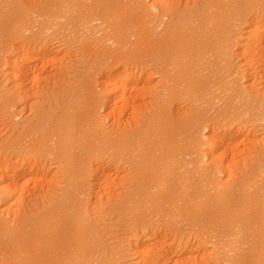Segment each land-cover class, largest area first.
I'll return each instance as SVG.
<instances>
[{"label": "bare ground", "instance_id": "1", "mask_svg": "<svg viewBox=\"0 0 264 264\" xmlns=\"http://www.w3.org/2000/svg\"><path fill=\"white\" fill-rule=\"evenodd\" d=\"M6 1L7 0H5V2ZM158 1L161 3L164 0ZM176 1L178 2V0ZM8 2L7 6L9 8V13L0 17V37L2 35L7 36L8 34L10 38L9 41H6V38L2 39H5L4 41L7 42H4L5 50L7 53L9 52V54L5 52V57L11 66L12 88L21 91V89L23 90V87H25L23 90L24 96H22L26 101L32 93L28 94V92L31 91L30 88H28V86H30L28 82L31 81L30 78L32 79L29 75L33 74L32 70L36 64H39L35 63V61L38 62L40 59L44 61L49 54V50H51L50 48L52 45L49 46L51 42L48 45L47 41H45L48 38L49 32H52L55 36L65 35L66 37V35H68V37H70L69 35L72 34L71 32L78 28L81 29L78 30L80 32L82 31L81 33H91V35L99 33L98 31L102 30L100 33H103L101 36L103 39L107 38V36L110 37L112 35L108 31L111 30V22H113L114 19L112 18L113 21L111 20L110 24L108 18L111 15L113 16V13L116 14L118 12V9L115 10L117 7L116 4L120 3L121 0H34L33 2H30V0H8ZM138 2L141 10L138 8L137 13H139V10L141 11L140 13H143L142 17L146 23L149 22L151 16V19L155 20L160 15L154 16V14H152L153 11L149 9L150 7L146 6L144 0H138ZM164 2L162 3L163 5L160 4V6H162L160 9L162 13H164V17L169 14L170 21L165 17L167 19L165 20L169 23H165L166 26L159 31L157 27H152V20H150L151 23L149 24L152 25L144 29L145 32H143L144 34L142 35L143 39H141L145 45L148 46L150 51L152 50L150 49L151 47L157 49L158 53L154 54V52H157L156 50L154 51V49L152 50L153 54L151 53L152 51L148 52L158 61L154 63L156 64L163 60L167 64L166 67H169L168 70L166 69L168 80L166 79V71L161 70V68L160 70L165 73L164 76L166 77L162 79V81L160 79L161 83L159 82L155 87L151 85L153 87L152 89L146 88L145 93L149 94V99H144V97H147L144 96V93L143 96L138 94L140 91L139 89H141L139 88L140 83H142L141 81L144 80L147 84L152 83V76L155 74L151 71L152 69L149 68V66L147 68L142 66V69L140 68L141 70H138L136 66V68H133L134 70L131 69L130 67L132 65L130 64L129 68L131 70L122 67V64L120 65L122 68H108L106 69L107 72L105 71L104 73L105 79L102 81L104 83V87H101L102 89L99 83L102 77L96 79L97 76L95 78L93 75L96 71L90 73L88 72L90 68H86L88 69L86 70L88 74L84 75V73H82V75H84L83 81L81 82L83 90H79V92L76 91L77 93L73 92L70 95L74 99L70 107H72L76 113L78 111L75 118H71L72 122L75 121L73 118L76 119L77 117L78 119L79 131L76 135L78 138L76 137V139H73V137H71L73 133L71 132V124L68 123L70 122L68 118L63 125V134H61V136L59 132L57 133V129L55 130L51 126L52 124L47 126V122L46 124L41 123L43 122L42 119H45V113L43 115L44 117L39 118V120L35 122H31L33 119L31 120L30 117L28 119L31 121L24 118L27 121L25 120L19 123V125L17 121H15L17 123H13L11 120V125L17 127L16 129L18 130L15 131L19 132H16V135L18 134L19 136H15L16 139H13V135L12 138L7 137L8 140L11 139L9 141L7 139V141L5 139L2 141L3 138L6 137H1L2 140L0 138V150L3 149V155L0 153V162L3 161L5 163V167L3 168L5 175L1 176L4 174L1 173L0 179H4V181L6 180L8 182L5 183L4 181H0V184L2 183L1 185L5 184L0 186V205L9 204V208L13 209V211L15 210L14 207L11 208L13 202L14 204L15 202L17 204L19 203L22 206L17 208V210H19L18 212L17 210L15 211L16 217L13 218V223L8 222L5 218L6 221L0 219V264H122L124 263V259L127 260V262L131 261L132 263L129 262L130 264H195L196 262H193L192 257H189V255H187L188 257L186 256L190 247L185 241V238L181 239L180 234L174 233L179 231L180 226H183V228L180 227V229H183L185 232L186 230L184 229L188 227H198L199 229L197 230L203 233L211 230H213L212 232L215 231V233L217 231L219 235L217 233L216 236H220L221 239L223 238L226 244L225 246L227 247L222 246L225 249L230 246L229 252L228 250H223L224 248L221 247L223 248V252L225 251V255L230 253V251L234 254L230 258L231 260L228 261L230 262L229 264H264V143L261 144L262 141H250L251 144H249L251 146L249 145L241 150L239 146L243 143V140L248 139V136L255 130L252 126L256 121L264 122V97H262L260 101L248 100L250 93L246 89L249 83L247 87L244 88L240 85L237 89L236 87L232 89V85H229L230 87L232 86V88L229 86H222L225 77H227L224 73H221L224 74V76L219 74L221 77H224L221 78L216 75L217 70L214 72V66L212 67L213 69L211 66L210 68L199 67L200 61L209 53L215 57L218 55L219 60L221 55L225 52L223 51L224 47H222V45L225 46L226 44L224 45V43H230L227 35L229 36V34L232 33V26H235L232 21H240V33L236 34L240 35L239 43L242 47V51L238 53L243 60L241 69L245 70V78L247 75V79L251 82L250 92L253 91L252 89L257 88L256 82L260 79H257V69L255 70L256 67L254 65L256 64L257 66L258 62H261V60L264 65V0H211L206 4L205 9H203L206 14L201 15L204 11L200 13V10L198 11L197 7H194L197 13L195 12L193 14V12H190L187 16V13L185 14L184 12V16L182 14L180 15V8L178 10V7H176V5H179L180 1L178 4L177 2L175 4V0H165ZM194 4L196 3L194 2ZM199 4L201 5V2ZM87 5L92 6L90 7V11H92L91 14L86 11L87 8H89ZM156 6H154L155 9L158 7ZM5 8L7 7H4V9ZM123 9L122 7V10ZM5 10L4 12H6ZM161 10L159 12H161ZM189 10L193 11V9ZM94 15L100 16V18L96 17V19L102 18L101 20L104 21L105 26L95 25L94 23L96 21H94ZM122 18L121 16V19ZM160 20L163 21L162 19ZM120 22H118V25ZM121 23L123 24V22ZM115 25L117 26L116 30L112 31H116V42H120L121 38L119 35L121 33L117 30L119 27L121 28V25ZM115 25L113 24L114 27ZM227 32L229 34H227ZM74 33L76 32H73V34ZM91 35H88V40L86 41L89 42L90 39L93 41L95 36L92 38ZM113 35L115 36V33ZM233 36H230V40H232ZM96 38L97 40L99 39V37ZM80 40L79 42H81ZM238 40H235V44ZM93 42L97 41L94 40ZM85 44L87 45L86 42ZM85 44L83 43V45ZM98 44L101 46L102 43ZM134 44L136 43L134 42ZM90 46L88 45V47ZM94 47L96 48V45ZM84 48L83 46L82 50ZM86 48L84 50H86ZM104 48H107L105 44L103 48L100 47L101 52H98L101 54L102 58H104V55H102V49ZM228 49L230 48L228 47ZM225 50L227 49L225 48ZM14 51L17 52V54L12 55ZM229 51L237 54L233 49ZM110 52V50H106L104 54L107 55L110 54ZM87 53L90 52L88 51ZM99 56L96 55V60ZM0 58H2V56ZM26 59L34 61H32V63L30 62V64L29 60L26 61ZM24 60L29 64L24 63ZM149 60L148 62H150ZM208 60L210 62V59ZM142 62L143 64L145 63L144 61H141V63ZM261 63H259L260 66H262ZM117 64L118 63H116V65ZM148 64L149 63H145V65ZM159 65H163V63ZM159 65L157 64L158 68L161 67H159ZM259 65L258 67L261 69ZM124 66H127V64ZM153 66L156 67L154 64ZM197 67L203 70V72ZM155 71H157L156 73L161 72L157 69ZM221 71L217 72V74ZM152 73L154 75H152ZM260 73L264 75L262 71H260ZM260 73L259 75L261 76ZM59 77L61 76L59 75ZM76 78L77 77L74 79ZM262 78L264 77L262 76ZM262 78L260 81H264ZM18 80H20V82ZM64 80L65 79H63V81ZM261 83L260 89H263L264 83ZM219 84H221V87L219 86L220 88H218ZM47 86H42V88L46 89ZM158 86H161V88H158ZM216 86L218 90L215 91L214 88ZM254 86L255 88H253ZM32 87V90L33 88H37V86ZM47 90L49 91V89ZM219 90L220 92L218 93ZM43 91L44 90L40 92L43 93ZM231 91L233 92L231 93ZM44 92H46V90ZM139 93L141 94L142 92L140 91ZM220 93L222 94L219 96L218 94ZM13 94L15 96V93ZM19 94L22 98L21 92H19ZM26 94L29 95V97ZM219 97H221V101H223L222 104L216 102ZM181 98L189 101L190 108L187 106V108H185V106L178 107L176 105L181 101L184 103ZM18 99L19 96L15 101L17 100L16 102H18ZM179 99L181 100L178 101ZM21 100L22 99H20V101ZM47 100L48 98L45 101ZM30 101L31 99L29 102ZM60 101L61 100H59V102ZM239 101L243 103H239ZM197 102L198 104L202 102V104L194 107V103ZM28 104L26 103L29 111L33 109V106H36L34 104L33 106L31 105V109V106ZM51 104L52 103H50L49 106H51ZM58 106L59 104L57 107ZM22 108L24 109L25 107L23 106ZM39 108L41 109L42 107ZM101 108H107V113H105L104 116L100 115ZM6 109H8V107ZM23 109L17 110H20V113L21 111H28H23ZM51 109H53V107H51ZM17 110L16 112H18ZM66 110L68 111V109ZM128 110H130L129 112L131 114ZM70 111H72V109ZM117 111L119 116L116 117ZM45 112L48 113V111ZM1 113L4 115L3 110ZM64 113L66 114L67 112ZM19 114H15L14 116H18ZM36 115L39 117L37 109L35 116ZM50 115L51 114H49V117ZM123 115L125 117L128 116V118L122 117ZM7 116L6 114L4 115V117ZM46 116L48 119V115ZM64 116L66 117V115ZM246 116H249L247 120L244 119ZM121 117L125 119V121L121 120ZM111 118L116 119L112 121ZM109 119L112 122L111 124L109 121L111 126H108L109 123H107ZM11 125H9V127ZM258 125L259 124H257V126ZM14 126H12V128ZM75 130L77 129L75 128ZM12 132H14V130ZM8 135L11 134L8 133ZM55 137H59L57 141L59 147L57 146L56 149L52 150L50 148ZM75 145L76 147H74ZM73 147H78L77 149H79L77 157H74L75 152H73ZM236 150L241 152V154L236 152ZM49 151H54L56 157L58 155L59 160L57 163L59 161L62 163L64 162V170L60 162L56 165H59L60 168L62 167L61 169L65 172L63 178L61 176L59 177L64 179L66 184L65 187H63L64 190L62 193L57 190L58 193H60L59 195L53 194L54 192L51 193L56 184L50 187L52 191L47 194L44 192L50 190V188L47 189L45 187L47 190L43 189L44 186H41V189L37 188L39 190H45L44 192H40L46 195L51 194L54 198H50L51 200H49L48 197L50 196H44L46 197L44 198L46 201L49 200V204L47 202L45 205L46 202H44V205H41L43 200L39 197V201L41 200V207L33 211V208H35L33 207L34 203H39L33 201L32 197L34 195L32 194L39 192V190L37 191L35 188L39 184H37L36 180L38 179L39 181L37 175H40V173H34L37 179H35V177L33 178V174L29 176H26V174L32 172V167L37 163V157H42L37 155L45 154L46 152L50 153ZM253 152L255 153V156L252 155L253 160L243 156L245 155L244 153H247L246 155H251L250 153ZM34 158L35 160L32 162ZM47 159L44 161L50 159L49 161L51 163V158ZM209 159H211L214 165L206 166V164H204V161ZM39 161V163L42 162L41 158ZM54 162H56V160ZM110 163L115 168V171L119 169L125 170L127 167L125 169L123 167L120 168L122 164L124 166V163L125 166L130 165L129 167L132 165L133 173L129 174V172L132 171L128 169V167L127 169L129 172L126 171L128 173L124 172L122 174L124 177L119 175L123 178L122 180V178L116 177L119 173L117 174V172H113L111 169L110 171L115 173L114 176L116 175L115 177L117 178H114L116 179V181H114V176L107 170L108 167L111 166L109 165ZM192 163L195 164V167L189 169L188 165L190 164L191 167ZM42 164L43 162L41 165ZM45 164H43V167L39 165V170L44 168ZM53 165L55 164L50 166L52 167ZM37 166L38 165H36V168H38ZM0 167H2V165ZM49 168L45 170L50 171ZM184 168H186V170H183ZM35 170L37 171V169ZM41 170L40 172H42ZM198 170H200L198 175H191L192 172ZM1 171L2 170H0V172ZM63 171H61V174ZM106 171H109V173ZM43 175L41 174L40 176L43 177ZM24 176H26V178L21 182L25 179L28 181V177L30 178V176L33 180L31 181L30 178L31 182H28L32 183L36 181L33 183L35 188L31 186L33 190H36L34 192L31 189L32 191H30L32 194L28 192L30 186L25 189L18 185L20 179ZM47 176L48 175H46V177ZM105 176L106 179L103 180ZM224 176L227 178L223 181ZM56 178L57 177L54 179ZM54 182L57 183L55 180L49 183ZM25 183L27 182L24 181L22 184ZM42 183H46V181L40 182L38 187H40V185H45ZM48 184L47 187H49ZM61 185H63V183ZM55 187H57V189L60 188V184ZM24 189L25 191L27 190L28 194H31L32 201L29 200L30 196H27L26 193L25 197L27 196L26 198L28 199L24 198ZM43 194L40 193V196ZM35 198L37 200L38 196H34V200ZM12 199L15 201L11 202ZM27 200L31 203L33 202V208L30 206L32 209L25 203ZM29 201H27L28 204L30 203ZM19 204L17 206H19ZM37 207L38 206H36V208ZM8 209L7 212H11V210ZM102 209H104L105 212H103ZM100 211L105 213V216L111 214V211L117 212L116 214L119 215L117 217H120V222L124 220V222L122 221V223H124L123 225L131 227L134 237H132L129 242H127L128 240L124 241L128 244V246L126 245V250L122 249L121 243V248H113L114 244L110 245L107 240H105L104 236L107 235L106 233L105 235L103 234L106 231H102V223L104 222V225L107 222L106 225L110 223L109 221L106 222L103 220L106 217L97 219L99 216L95 214ZM91 212H94L93 215L96 216V219L95 216L94 219L90 217ZM10 214H12V212ZM101 216L102 214L100 217ZM117 217L115 219H117ZM139 224L141 227H139ZM162 224H167L166 228H169L168 233H166L167 229H165V227H161ZM109 226H106V228H109ZM189 230L187 231L189 232ZM139 231L142 232V237L139 235L140 233H138L140 237L138 235L136 236ZM194 231L196 232V229ZM172 232L175 235H173ZM203 233L201 234L205 235V233ZM207 234H209V232ZM171 235L172 237L170 238ZM131 236L132 235H130V238ZM193 236L196 237L197 235ZM199 237L198 235V239ZM202 241H200L201 244ZM116 247H119V245ZM198 248L200 250L201 247L198 246L196 249L198 250ZM195 256L194 259L196 260L197 257L195 258ZM227 257L229 260V254L224 259L227 260ZM212 261H214V259L210 262ZM217 261L218 262L212 263L222 264L219 263V259Z\"/></svg>", "mask_w": 264, "mask_h": 264}, {"label": "rangeland", "instance_id": "2", "mask_svg": "<svg viewBox=\"0 0 264 264\" xmlns=\"http://www.w3.org/2000/svg\"><path fill=\"white\" fill-rule=\"evenodd\" d=\"M27 1V0H26ZM29 1V0H28ZM34 1V0H33ZM33 1H31L30 0V2H33ZM40 1H43V0H40ZM44 1H46V0H44ZM162 1V0H161ZM165 1V0H164ZM164 1H162L161 3H159L160 1H158V0H156V1H154V0H144V3L146 4V6L147 7H150L149 9H151V11H153L152 12V14H154V16L155 15H159L158 17H157V19H155V20H153V19H151L152 18V16H151V18H149L150 20H152V27H157V29L160 31L161 29H163L165 26H166V24L165 23H169V22H167L166 20L168 19L169 21H170V16H169V14H167V15H165V17L167 18H165L164 16H163V14L164 13H162V10L160 9V7H162V6H160V4H162ZM180 1V3H179V5L177 6L176 5V7H178V10H179V8H180V15L182 14H186V16L191 12H193V14L197 11L196 10V8H194V7H197V9H198V11L200 10V13L201 12H203V14L201 13V15H204V14H206V12H205V10H203V9H205V7H206V4L207 3H209L211 0H178V2ZM199 1V2H198ZM204 1V2H203ZM155 2V3H154ZM157 2V3H156ZM176 0H175V4H176ZM178 2H177V4H178ZM183 2V3H182ZM194 2L196 3V4H194ZM201 2V5L199 4ZM5 3H6V5H5ZM9 2H8V0L5 2V0H0V17H3V16H5V15H7L8 13H9V8H8V6H7V4H8ZM120 3H121V5H120ZM120 3H118V4H116V9L115 10H117L118 9V14L116 13H113V16L111 15L109 18H108V21H109V23L111 22V20H112V18L114 19V21L113 22H111L110 24H111V26L113 27V29H112V27L110 26V29L111 30H109V28H108V32H110V34L112 35V36H110V37H108L107 36V38H105V39H103L101 36H102V34L103 33H100V32H102V30H99L98 31V29H97V31L99 32V33H96V34H94V35H91V33H88V34H85L84 32L83 33H81L80 31H78V30H81V29H78L77 28V30L75 31V30H73L72 32L71 31H69V32H71L72 34L71 35H69L70 37H68V35H66V37H65V35H53L52 34V32H49V34H48V38L45 40V41H47V43H48V45H49V43H50V45L49 46H51V50H49V54H48V56H46V59H44V61L43 60H41L40 59V61H41V64H40V61H38V62H36L35 61V63H39V64H36V66L34 67V69L32 70L33 71V74L32 75H34V76H32V75H29V77H32V79H33V81H32V79L30 78V82H28V85H30L31 87L33 86V87H35V86H37V88H33V90L31 89V87L30 86H28V88H30V92H28V94L29 93H31L30 94V97H32V98H30L29 97V95H27L30 99H31V101L29 102V98L25 101L24 99H23V96H24V93H23V90L25 89V87H23V90L21 89V88H19V89H21V91L20 90H18V89H16L15 88V90H14V88H12L13 87V85H12V77H11V66H10V64H9V62H8V60L6 59V57H5V52H6V50H5V43L4 42H6V41H9V37H8V34H7V36L5 35H2L0 38V57L2 56V58H0V111L2 112V110H3V112H4V115L6 114V116L7 117H4V115L0 112V138L2 137H6V138H3V140H2V138H1V140L2 141H4V139L6 140H8V138L7 137H9V138H12L13 136L15 137H17V135H16V132L17 131H15V130H18V129H16L17 127H15L14 125H11L12 124V121H13V123H17L18 125H19V123H22V122H24L26 119H28L29 117L31 118V120L30 119H28V121H31V122H35V121H37V120H39V118H41V117H44L43 115H44V113H45V119L43 120L42 119V121L43 122H41V123H44V124H46V122H47V126L49 125L50 126V124H52L51 126L56 130L57 129V133L59 132L60 133V136H61V134H63V125H64V123L66 122V119L68 118L69 120H70V122H68L69 124H71L70 125V128H71V132L73 133V136H71V137H73V139L75 138L76 139V135L78 134V131H79V128H78V119H77V117H76V119H74L75 118V115L78 113V111H77V113L74 111V109L72 108V107H70V104H71V102H73L74 101V99L72 98V96H70L73 92H76V91H78L79 92V90L81 91V90H83V87H82V85H81V82L83 81V76L85 75V74H88L87 72H86V70H88V69H86V68H90L89 69V71L88 72H90V73H94L95 71V73L93 74L94 76H95V78H96V76H97V78L96 79H100L101 77V79H103V80H99V83L101 84L100 85V88L102 87H104V83L102 82V81H104V73H105V71L107 72V70L106 69H108V68H122V67H126V68H128V69H133V68H138V70H141L142 69V66L144 67V68H147L148 66H149V68H151V69H149V70H151L152 72H154V74L152 73V75H154V76H152L153 78V80H152V83H145V81L143 80V81H141L142 83H140V87L139 88H141V89H139L142 93L140 94L139 92H138V94L139 95H142L143 96V93L145 94L144 96H147V97H144V99H149V94L148 93H145V91H146V88L148 89H152L153 87H155V85H157L159 82L161 83V81H162V79H164L166 76H164V72L163 71H166V75H167V77H166V79L168 80V73H167V70H168V68L166 67V62H164L163 60L161 61V62H159V63H154V62H158L157 60H156V58H154L153 57V49L154 48H152L150 45V49H152L151 51L148 49V46H146L145 45V43L143 42V40H141V39H143V32H145V28H147V27H149V26H151L149 23H151L150 22V20H149V22H147L146 23V21H144V18L142 17V15H143V13H140L141 11V9H140V7H139V2H138V0H121V2ZM131 3V4H130ZM165 3V2H164ZM158 6H156V5ZM188 4V5H187ZM124 5H125V7H126V9H125V7H124ZM163 5V4H162ZM195 5V6H194ZM197 5V6H196ZM205 5V6H204ZM7 7V8H5L4 9V7ZM119 6H120V8H119ZM131 6V7H130ZM154 6H156L157 7V9H155L154 8ZM183 6V7H182ZM189 6H191V7H189ZM87 7H89V8H87V12H89V14H91L92 13V11H90L91 10V8L90 7H92V6H88L87 5ZM122 7L124 8L123 10H122ZM188 7V8H187ZM129 8V9H128ZM138 8L140 9L139 10V13H137L138 12ZM183 8V9H182ZM89 9V10H88ZM133 9V10H132ZM137 9V10H136ZM189 9H193V11H191V10H189ZM195 9V10H194ZM4 10L7 12H4ZM122 10V11H121ZM161 10V12H159ZM182 10V11H181ZM185 10V11H184ZM155 11V12H154ZM2 12H4V13H2ZM184 12V13H183ZM157 13V14H156ZM162 13V14H161ZM197 13V12H196ZM135 14V15H134ZM184 14V15H185ZM115 15V16H114ZM133 15V16H132ZM183 15V16H184ZM120 16V17H119ZM121 16L123 17L122 19H121ZM135 16H136V20H135ZM137 16H138V18H137ZM161 16V17H160ZM183 16H180V17H183ZM93 17H95V19H94V21H98L97 23L95 22H93L95 25H102V26H105V23H104V21L103 20H101V19H98V18H100V16H97V15H94ZM96 17H98L97 19H96ZM142 17V18H141ZM160 17V18H159ZM115 18H116V20H115ZM118 18V19H117ZM125 18V19H124ZM110 19V20H109ZM127 19V20H126ZM159 19V20H158ZM160 19H162L163 21H161ZM166 19V20H165ZM120 20H121V22H123V24L120 22ZM125 20V21H124ZM134 20V21H133ZM117 21V22H116ZM130 21V22H129ZM133 21V22H132ZM140 21V22H139ZM102 22V23H101ZM118 22H120L119 23V25H118ZM160 22V23H159ZM233 22V24H235V26H232L233 27V29H232V27H231V29H232V33H228L227 32V34H229V36L227 35V37H228V40L230 41V43H224V45L225 46H223L222 45V47H224V50L223 51H227L226 53L224 52V54H222L221 55V57L219 58V60H218V55L215 57L214 55H212L211 53H209V54H207L206 55V57L203 59V60H201L200 61V68L201 67H203V68H210V66H211V68L213 67L214 68V72L216 71V75L217 76H219V77H221L220 75H223L224 76V74L228 77H225V81L223 82V84H222V86H229V85H232L233 86V88H232V86L230 87V88H232V89H235V87H236V89H237V87L238 86H240L241 85V87H247L248 86V83H249V86L247 87V91L250 93V95H249V99L248 100H257V101H260V99L262 98V97H264V88L263 89H260V84H262L261 82H263L264 83V81L262 80V81H260L261 80V78H262V76L264 77V75H262L261 73H260V71H262V73H264V65H263V61L261 60V62H258V64H257V66H256V64L254 65L256 68H255V70L257 69V73L256 74H258V76H257V79H260V80H258L257 82H256V85H257V88L256 89H252L253 91H251L250 92V90H251V87H250V83L251 82H249V80L247 79V75H246V78H245V70H242L241 69V67H242V62H243V60H242V57L240 56V54H238V53H240L241 51H242V47H241V45H240V43H239V41H240V35H238L239 33H240V31H239V29L241 28V22L240 21H232ZM231 22V23H232ZM158 25H157V24ZM113 24L115 25V24H117L118 26H120L121 25V28L119 27V29L117 30V31H119L121 34L119 35L120 36V38H121V41L119 42H116L117 41V35H116V31H112V30H116V25H115V27L113 26ZM137 24V25H136ZM147 24H149V25H147ZM232 24V25H233ZM109 25V24H108ZM131 25V26H130ZM139 25V26H138ZM141 25V26H140ZM128 26V27H127ZM133 26V27H132ZM136 26V27H135ZM138 26V27H137ZM109 27V26H108ZM125 27V28H124ZM152 27H150V28H152ZM159 27V28H158ZM240 27V28H239ZM115 28V29H114ZM73 32H76V33H74L73 34ZM113 32V33H112ZM234 32V33H233ZM78 33H79V35H78ZM115 33V36L113 35ZM236 33H238V34H236ZM77 34V35H76ZM85 34V35H84ZM99 34V35H98ZM136 34V35H135ZM235 34V35H234ZM83 35V36H82ZM88 35H91V37L93 38V36H95V38H93V41L95 40V41H97V42H93L92 41V39H90V36H89V39L92 41H90L89 40V42L88 41H86V40H88ZM233 36L232 37V40H230L231 39V37L230 36ZM4 36V37H3ZM87 36V37H86ZM131 36V37H130ZM133 36V37H132ZM137 36V37H136ZM77 37H79V38H77ZM96 37H99V39H100V42H99V39L97 40V38ZM102 39H101V38ZM126 37H128V38H126ZM142 37V38H141ZM230 37V38H229ZM2 38H6V41H4L5 39H2ZM7 38H8V40H7ZM75 38V39H74ZM84 38V39H83ZM113 38H114V40H113ZM136 38V39H135ZM51 39V40H50ZM73 39V40H72ZM80 39H82V40H84V41H82V40H80ZM108 39V40H107ZM123 39V40H122ZM127 41H126V40ZM238 40L237 42H236V44H235V40ZM79 40L81 41V42H79ZM102 40H103V42H102ZM106 40V41H105ZM128 40H129V43H128ZM137 40V41H136ZM234 40V41H233ZM112 41H113V43H112ZM124 41H126V42H124ZM231 41H232V43H231ZM13 42V41H12ZM58 42V43H57ZM85 42L87 43V45L85 44ZM115 42V43H114ZM134 42L136 43V44H134ZM142 42V43H141ZM234 42V43H233ZM7 43V42H6ZM16 43V42H15ZM83 43L85 44V45H83ZM90 43V44H89ZM97 43V44H96ZM98 43H102L101 44V46H99L100 44H98ZM107 43H108V45H107ZM119 45H118V44ZM121 43H122V45H121ZM144 43V44H143ZM4 44V45H3ZM79 44V45H78ZM105 44V46H107V48L105 49H102V55H104L103 57L104 58H102L101 57V54H99L100 52H101V50H100V47L101 48H103V45ZM239 46H238V45ZM88 45L90 46V47H88ZM96 45V48L94 47ZM234 45V46H233ZM87 47L86 48V50H82V47ZM111 46V47H110ZM120 46V47H119ZM142 46V47H141ZM145 48H144V47ZM56 47V48H55ZM116 47V48H115ZM127 47V48H126ZM146 47H147V49H146ZM228 47L230 48V49H228ZM232 47V48H231ZM54 48V49H53ZM91 48V49H90ZM118 48V49H117ZM225 48L227 49V50H225ZM238 48V49H237ZM53 49V50H52ZM88 49V50H87ZM125 49V50H124ZM231 49H233L234 51H236L237 52V54L235 53V52H231V51H229V50H231ZM3 50V51H2ZM106 50H110L111 52H110V54H104V52ZM115 50V51H114ZM118 50V51H117ZM144 50V51H143ZM148 50V51H147ZM157 51V49H154V51ZM238 50V51H237ZM240 50V51H239ZM83 51V52H82ZM90 52V53H87V52ZM96 51V52H95ZM113 51H114V54H113ZM147 51V52H146ZM151 52L152 54H150V53H148V52ZM223 51H222V53H223ZM99 52V53H98ZM145 52V53H144ZM52 53V54H51ZM87 53V54H86ZM93 53H95V54H93ZM96 53H98V54H96ZM122 53V54H121ZM146 53H148L147 55H148V57H147V55H145ZM155 53H158V51L157 52H154V54ZM231 53V54H230ZM2 54V55H1ZM6 54H9V52L7 53L6 52ZM15 54H17V52H15L14 51V54H12V55H15ZM122 56H121V55ZM124 54V55H123ZM226 54H229V55H226ZM91 55V56H90ZM94 55V56H93ZM96 55L97 56H99V58L97 57V60H96ZM111 55V56H110ZM145 55V56H144ZM82 56V57H81ZM107 56H109V57H107ZM133 56V57H132ZM137 56V57H136ZM143 56V57H142ZM150 56V57H149ZM153 58H152V57ZM232 56H234V57H232ZM95 57V58H94ZM119 57V58H118ZM149 58V59H146V58ZM112 58V59H111ZM134 58V59H133ZM136 58V59H135ZM224 58V59H223ZM227 58V59H226ZM232 58V59H231ZM95 59V60H94ZM116 59V60H115ZM126 59H127V62H126ZM208 59H210V62H209V60ZM212 59V60H211ZM235 59V60H234ZM29 60V63L31 62L32 63V61H34V60H30V59H28ZM27 59H26V61H28ZM61 60V61H60ZM81 60V61H80ZM107 60H109V61H107ZM148 60L150 61V62H148ZM152 60H154V61H152ZM156 60V61H155ZM208 60V61H207ZM1 61H2V63H1ZM25 61V60H24ZM23 61V62H24ZM24 62V63H26V64H29L28 62ZM85 61V62H84ZM129 61H130V63H129ZM141 61H144L146 64L147 63H149L148 65H145V63L143 64V62L141 63ZM147 61V62H146ZM224 61V62H223ZM124 63V65L125 64H127V66H124L123 65V63ZM133 62V63H132ZM208 62V63H207ZM212 62V63H211ZM234 62V63H233ZM5 63V64H4ZM8 63V64H7ZM30 63V64H31ZM35 63L33 62V64L35 65ZM107 63V64H106ZM116 63H118L117 65H116ZM132 63V64H131ZM163 63V65H159V64H162ZM210 63V64H209ZM259 63H261V65L263 66V69H262V66H260L259 65ZM104 64V65H103ZM122 64V65H121ZM129 64L130 65H132L131 67L129 66ZM153 64L154 65H156V67L155 66H153ZM157 64L159 65V67L160 68H158L157 67ZM165 64V65H164ZM239 64V65H238ZM5 65V66H4ZM122 67H121V66ZM140 65V66H139ZM202 65V66H201ZM218 67H217V66ZM258 65L260 66V68L261 69H259V67H258ZM88 66V67H87ZM108 66V67H107ZM136 66V67H135ZM146 66V67H145ZM163 66V67H162ZM208 66V67H207ZM231 66V67H230ZM238 66V67H237ZM36 67H37V69H36ZM40 67V68H39ZM130 67V68H129ZM199 67H197V68H199ZM215 67H217V68H215ZM240 67V68H239ZM141 68V69H140ZM154 68H156L158 71H161V70H163V71H161V72H158V73H156L157 71H155L156 69H154ZM162 68V69H161ZM199 68V70L201 71V72H203V70H201ZM212 68V69H213ZM222 70H220V69ZM223 68V69H222ZM83 69H84V71H83ZM101 69V70H100ZM130 69V70H131ZM154 69V70H153ZM161 69V70H160ZM167 69V70H166ZM225 69V70H224ZM236 69V70H235ZM241 69V70H240ZM74 72H73V71ZM83 72H82V71ZM134 70V69H133ZM137 70V71H138ZM227 70V71H226ZM36 73H35V72ZM54 71V72H53ZM76 71V72H75ZM78 71V72H77ZM80 71V72H79ZM219 71H221L220 73H218L217 74V72H219ZM241 71H243V72H241ZM8 72V73H7ZM40 72V73H39ZM163 72V73H162ZM229 72V73H228ZM32 73V72H31ZM30 73V74H31ZM75 73H77V74H75ZM79 73V74H78ZM82 73H84V75H82ZM141 73V72H140ZM149 73H150V71H149ZM170 73V72H169ZM221 73H224V74H221ZM231 73V74H230ZM259 73L261 74V76L259 75ZM54 74V75H53ZM138 74H139V72H138ZM171 74V73H170ZM220 74V75H219ZM9 75H10V77H9ZM35 75H36V77H35ZM59 75L62 77V76H64V77H62V79H61V77H59ZM74 75V76H73ZM56 78H55V77ZM161 76H163V77H161ZM222 76V77H223ZM52 77V78H51ZM73 77V78H72ZM75 77H77L76 79H74ZM80 77V78H79ZM82 77V78H81ZM218 77V78H219ZM221 77V78H222ZM244 77V78H243ZM261 77V78H260ZM11 80H10V79ZM36 78V79H35ZM37 78H40V79H37ZM48 80H47V79ZM60 78V79H59ZM224 78V77H223ZM231 78H232V80H231ZM63 79H65L64 81H63ZM160 79H161V81H160ZM166 79H165V81H166ZM262 79H264V78H262ZM9 80V81H8ZM23 80V79H22ZM21 80V81H22ZM67 80V81H66ZM74 80V81H73ZM240 80V81H239ZM19 82H20V80H18ZM239 81V82H238ZM11 82V83H10ZM31 82H32V85H31ZM57 82V83H56ZM79 82V83H78ZM103 84H102V83ZM154 82V83H153ZM227 82H228V84H227ZM230 82V83H229ZM36 83H38V84H35ZM45 83V84H44ZM49 83V84H48ZM10 84V85H9ZM75 84V85H74ZM144 84V85H143ZM42 85L43 87H45V86H47V88L45 89V88H42V86H41V88H40V86ZM151 85H153V87L151 86ZM68 86H70V87H68ZM74 88H73V87ZM80 86V87H79ZM221 87V84H219L218 85V88H220ZM39 87V88H38ZM67 87V88H66ZM81 87H82V89H81ZM144 87H145V89H144ZM250 87V88H249ZM70 88V89H69ZM101 88V89H102ZM142 88H143V91H142ZM158 88H161V86H158ZM217 88V86L214 88L215 89V91L216 90H218V89H216ZM253 88H255V86L253 87ZM258 88H259V90H258ZM47 89H49V91L47 90ZM52 89H53V91H52ZM58 91H57V90ZM59 89H61V90H59ZM66 89V90H65ZM68 89V90H67ZM76 89V90H75ZM17 90V91H16ZM42 91V90H46V92H44L43 91V93H41L40 91ZM56 90V91H55ZM63 90H64V92H63ZM21 92V96H22V98L20 97V94H19V92ZM69 91V92H68ZM16 92H18V93H16ZM36 92V93H35ZM38 92H40V93H38ZM58 92H59V95H58ZM68 92V93H67ZM220 92V90L218 91V93ZM233 91H231V93H232ZM254 92V93H253ZM259 92V93H258ZM13 93H15V96H14V94ZM62 93H64V94H62ZM77 93V92H76ZM136 93V92H135ZM263 93V94H262ZM17 94H18V96H19V99H18V102L20 101V99H22V100H24L27 104L28 103H30V104H28V105H32L33 106V104L34 105H36V106H33V109H32V106H31V109L32 110H30L29 111V109H27V105H26V103L24 102V101H20L19 102V104H18V102H16L15 101V99L16 98H18V96H17ZM33 94V95H32ZM57 94V95H56ZM222 93H220V94H218L219 96L221 95ZM230 94V93H229ZM257 94V95H256ZM25 95V96H26ZM32 95V96H31ZM60 95H61V97H60ZM49 96V97H48ZM53 96H54V98H53ZM59 96V97H58ZM12 97H15V98H12ZM50 97H52V98H50ZM56 97V98H55ZM64 97V98H63ZM68 97V98H67ZM10 98V99H9ZM48 98V100L47 101H45L46 99ZM60 98V99H59ZM67 98V99H66ZM251 98V99H250ZM254 98V99H253ZM258 98V99H257ZM45 99V100H44ZM69 99V100H68ZM182 99V98H181ZM181 99H179L178 101H180ZM59 100H61L60 102H59ZM141 100V99H140ZM183 100V102L184 103H182V101L180 102V103H178V104H176L178 107L179 106H182V107H184L185 106V108H187V107H189L190 108V105H189V101H187L186 99H182ZM220 100V101H219ZM65 101V102H64ZM177 101V102H178ZM185 101H187V102H185ZM13 102H15V103H13ZM48 102H50V103H52L51 104V106H49L50 105V103H48ZM63 102V103H62ZM176 102V103H177ZM216 102H220V104H222V102L223 101H221V97H219V98H217V101ZM242 102V101H241ZM240 101H239V103H241ZM15 104V105H13V104ZM54 103V104H53ZM199 103H201L202 104V102H199ZM243 103V102H242ZM10 104H11V106H10ZM21 104V105H20ZM59 104V106L57 107V105ZM62 104V105H61ZM201 104H198V102L197 103H194V107H197V106H199V105H201ZM55 105H56V107H55ZM16 106V107H15ZM25 107L24 109L22 108V107ZM29 106V107H30ZM63 106V107H62ZM187 106V107H186ZM8 107V109H6ZM15 107V108H14ZM39 107H42V108H44V109H40ZM49 107H50V109H49ZM51 107H53V109H51ZM56 109H55V108ZM70 107V108H69ZM2 108V109H1ZM5 108V109H4ZM23 109V111L24 110H28V111H24V112H22L21 111V113H20V110H17V109ZM63 108H64V110H63ZM36 109H37V114L39 115V117L37 116H35V113H36ZM66 109H68V111L66 110ZM72 109V111H70ZM192 109V108H191ZM13 110V111H12ZM15 110V111H14ZM16 110L21 114H19L18 112H16ZM59 110V111H58ZM40 111H42V112H40ZM45 111H48V113L47 112H45ZM67 112L66 114L64 113V112ZM130 110H128V112H129ZM15 112V113H14ZM29 112V113H28ZM100 112H101V116H104V114L105 113H107V108H101L100 109ZM13 113V114H12ZM53 113H54V115H53ZM71 113H72V115H71ZM130 113V112H129ZM15 114H19L18 116H14ZM24 114V115H23ZM41 114V115H40ZM49 114H51L50 115V117H49ZM71 116H70V115ZM118 114V115H117ZM131 114V113H130ZM2 115V116H1ZM13 115V116H12ZM46 115H48V119H47V116ZM64 115H66V117L64 116ZM68 115V116H67ZM74 115V116H73ZM125 115V114H124ZM122 116V117H124V118H128V116ZM127 115H129V114H127ZM28 116V117H27ZM35 116V117H34ZM117 116H119V113H118V111H117V113H116V117ZM131 116V115H130ZM10 119H9V118ZM13 117V118H12ZM33 117V118H32ZM56 117V118H55ZM72 117H74L73 118V120H75V121H71V118ZM121 117V118H122ZM247 117V118H246ZM244 119L245 120H247L248 118H249V116H246ZM4 118H5V120H4ZM24 118H26V119H24ZM51 118V119H50ZM59 118V119H58ZM6 119H8V120H6ZM15 119V120H14ZM36 119V120H35ZM54 119V120H53ZM113 119H116V118H111V120L113 121ZM4 120V121H3ZM12 120V121H11ZM47 120V121H46ZM121 120H123V121H125V119H121ZM8 123H7V122ZM15 121H17V122H15ZM27 121V120H26ZM77 121V122H76ZM109 121H110V119L109 120H107V123H109ZM52 122V123H51ZM114 122H115V120H114ZM61 123H62V125H61ZM76 123H77V125H76ZM110 123L112 124V122L110 121ZM108 124V126H111V124ZM252 123H254V122H252ZM251 123V124H252ZM260 123H262V124H260ZM6 124V125H5ZM257 124H259L258 126H257ZM2 125V126H1ZM9 125H11L10 127H9ZM18 125H16V126H18ZM253 125V124H252ZM12 126H14L13 128H12ZM19 127V126H18ZM255 127V128H254ZM257 127V128H256ZM9 128V129H8ZM75 128L77 129V130H75ZM110 128V127H109ZM252 128L253 129H255V130H253L252 131V133L250 134V136H248V139H244L243 140V143H241L239 146H240V150L241 149H243L244 147L246 148V147H248L250 144H251V142H261V144L262 143H264V122H262V121H256L255 122V124L252 126ZM8 129V130H7ZM14 130V132H12V131ZM6 131V132H5ZM11 133H10V132ZM206 131V130H205ZM77 132V133H76ZM2 133V134H1ZM4 133V134H3ZM8 133L9 134H11V135H8ZM13 133V134H12ZM17 133H19V132H17ZM254 133V134H253ZM75 134V135H74ZM6 135V136H5ZM13 135V136H12ZM11 136V137H10ZM19 136V135H18ZM13 137V139H16V137L14 138ZM258 137V138H257ZM78 138V137H77ZM246 138V137H245ZM256 138V139H255ZM58 139H59V137H55V140L52 142V146H51V148L50 149H52V150H54V149H56V147L58 146L57 144H58ZM251 139V140H250ZM253 139H254V141H253ZM6 140V141H7ZM9 140H11V139H9ZM8 140V141H9ZM242 140V139H241ZM260 140V141H259ZM251 141V142H250ZM245 142V143H244ZM56 143V144H55ZM250 143V144H249ZM1 144V143H0ZM2 144H3V142H2ZM243 144V145H242ZM247 145V146H246ZM251 146V145H250ZM1 147V146H0ZM59 147V146H58ZM74 147H76V145L74 146ZM73 147V152H75L74 154V157H77V154H78V152H79V149H77V148H74ZM76 149V150H75ZM3 150V149H2ZM2 150H0V153L2 154ZM50 152V151H49ZM77 152V153H76ZM236 152H239L238 150H236ZM50 154H51V156H50ZM239 154H241V152H239ZM245 155H243V156H246V158L248 157L249 159H252L253 158V156L252 155H254L255 153L253 152V153H250L251 155H246L247 153H244ZM3 155V154H2ZM37 156H44L43 157V159H42V157H40L41 158V161L43 162V164H45V162H46V164H45V167L44 168H41L40 170L42 171V172H40V170H39V165H40V167H43L44 165L42 164L41 165V163H39L40 161V158H38ZM37 156H35V157H37V163H39V164H37V163H35L36 165H38L37 167L38 168H36V165H34L32 168V172H30V173H28V174H26V176H29L30 174L32 175L33 174V178L35 177V179H37L36 177L38 176V178H39V181L40 182H42V181H46V183H42V184H45V185H40V187H38L39 186V184H40V182L38 181V179L36 180L37 181V184H38V186H36V188L33 186V183H35L36 181H33L32 183H30L33 179H32V177L30 176V178H31V181H30V178L28 177V181H30V182H28V181H26L27 179H25L24 181L25 182H27V183H25V184H22L23 182H21L24 178H26V176H24L23 178H21L20 179V182L18 183V185H19V187H22V188H25V189H27V187H29L30 186V189L28 188V192H30L31 194H32V190H33V188H35V189H37V188H42L43 186H44V188L43 189H45V190H47L48 188H50V187H53V184H56V185H58L59 186V184H60V188H58L57 189V187H55L56 185H54V189H53V191H52V189L50 188V190H48V191H46V192H44L45 190H39V189H37V191L39 190V192L37 193V192H35L36 190L34 189L33 191L35 192V194H32V195H34V196H38V199L36 200V198H35V200H34V196L32 197L33 198V201L34 202H39L38 204H36V203H34V205H36V206H38L37 208H36V206H34L29 200H31L32 198H31V194L29 193H27V190L25 191V189H24V191L25 192H23L24 193V198H26L27 196H30V198H29V200H27V201H29L30 203L28 204V202L27 201H25V203H27V205H29V207L31 206L32 207V205H33V207H35V208H33V211H35V210H37V209H39L40 207H41V205L43 204L44 205V202H46L45 203V205L47 204V202L49 201V200H51V199H53L54 197L50 194H48V195H46L48 192L50 193V191H52L51 193H53V194H55V195H59L60 193H58V191L57 190H59V191H61V193L63 192V190H64V188L63 187H65V181H64V179H62L64 176V162L62 163V162H60V164H62L63 165V170L59 167V165H56V164H59V162L57 163V161L59 160V158H58V155H57V157H56V153L54 152V151H52V152H50V153H48V152H46L45 154H39V155H37ZM49 156V157H48ZM53 156H55V157H53ZM252 156V157H251ZM255 156V155H254ZM1 157V156H0ZM49 159V158H51V160L53 161H55L56 160V162H54L53 161V163H52V161H51V163H50V159L48 160L47 158ZM53 157V158H52ZM240 157V156H239ZM238 157V158H239ZM48 160V161H44V160H46V159ZM237 158V159H238ZM35 160V158L32 160V162ZM61 160V159H60ZM239 160H240V158H239ZM253 160V159H252ZM1 163V165H2V167H0V170H2L1 172H0V175H1V173H4V170H3V168L5 167V163L3 162V161H1L0 162ZM52 164H55V165H53L52 167L50 166V165H52ZM204 164H206V166H212V165H214L213 163H212V161H211V159H209V160H205L204 161ZM203 164V165H204ZM0 165V166H1ZM48 165V166H47ZM61 165V166H62ZM109 165H111V166H109ZM108 166V169L107 170H111V171H115V168L113 167V165L110 163ZM49 166H50V168H49ZM130 165H126L125 166V163H124V166H123V164H122V166H120V168H128ZM189 166V169L190 168H194L195 167V164H191V167H190V164L188 165ZM187 166V167H188ZM200 166H201V164H200ZM205 166V165H204ZM111 167V168H110ZM131 167H132V165H131ZM131 167H129L128 169H130L132 172H129V170L126 168L125 170H123V169H119L118 171L116 170L115 172H117V178H122V177H120L119 175H121V176H123L124 177V175H122L124 172H126V171H128L129 172V174H131V173H133V167L131 168ZM2 168V169H1ZM47 168H49V170L50 171H46L45 169H47ZM110 168V169H109ZM35 169H37V171L35 170ZM44 169V170H43ZM52 169H53V171H52ZM61 169V170H60ZM183 170H186V168H184ZM182 170V171H183ZM34 171H36V172H34ZM61 171H63V173L61 174ZM109 171H106V172H108L109 173ZM110 171V173H112V175L114 176V174L115 173H113V172H111ZM123 171V172H122ZM45 172V173H44ZM120 172H121V174H120ZM128 172H126V173H128ZM200 172V170H198V171H194V172H192L191 173V175L192 174H196V175H198V173ZM34 173L35 174H38V173H40V175L42 174H44L43 175V177H44V179H43V177L42 176H40L39 174L36 176V175H34ZM51 173V174H50ZM126 173H125V175H126ZM48 175L47 177H48V179H47V177H46V175ZM56 174V175H55ZM5 175V173L3 174V175H1V176H4ZM0 176V177H1ZM59 176H61L62 178H60ZM113 177V179L114 178H116V177ZM119 176V177H118ZM130 176V175H129ZM128 176V177H129ZM192 176H194V175H192ZM55 177H57L56 179H54ZM128 177H125V178H128ZM45 178H46V180H45ZM52 178V179H51ZM116 178V179H117ZM225 178V179H224ZM224 178H223V181L224 180H226V176H224ZM6 179V178H5ZM41 179V180H40ZM43 179V180H42ZM49 179H51V180H49ZM62 181H61V180ZM103 179V178H102ZM106 179V176H105V178L103 179V180H105ZM116 179H114V181H116ZM53 180H55L57 183H49V182H53ZM122 180H123V178H122ZM0 181L2 182V181H4V179H0ZM58 181H59V184H58ZM117 181H119V180H117ZM5 183H8L6 180L4 181ZM104 182V181H103ZM120 182V181H119ZM51 184V185H49V184ZM63 183V185H61ZM2 184V183H1ZM0 184V186H3V185H5V184H3V185H1ZM30 184V185H29ZM47 184H48V186L49 187H47ZM20 185H22V186H20ZM28 185V186H27ZM35 185V184H34ZM33 188H32V187ZM42 186V187H41ZM47 189H46V188ZM1 189V188H0ZM32 189V190H31ZM31 190V191H30ZM40 191H43L44 193H46V194H43V192H40ZM33 192V193H34ZM56 192V193H55ZM25 193H26V197H25ZM40 193L41 194H43L42 196H40ZM58 193V194H57ZM44 196H50V197H48L49 198V200H45L44 198H46V197H44ZM39 197H40V199L42 198V203H41V200L39 201ZM23 198V199H24ZM47 198V199H48ZM51 198V199H50ZM26 199H28V198H26ZM94 200V199H93ZM11 201V200H10ZM13 201H15L14 199H12V201L11 202H13ZM32 201V200H31ZM11 202H10V204H11ZM40 203H41V205H40ZM17 203L15 202V204H14V202H13V204H12V207L11 208H13L14 207V211H13V209H10L9 207V204H5V205H0V219L1 220H3V221H6L5 219H7V221L8 222H12L13 223V218H15L16 217V210H17V208H19V207H21L22 205L21 204H19V206H17L16 205ZM24 204V203H23ZM48 204H49V202H48ZM7 205H8V208H7ZM14 205V206H13ZM16 205V206H15ZM24 205H26V204H24ZM105 205V204H104ZM2 206V207H1ZM30 207V208H31ZM29 208V209H30ZM31 208V209H32ZM7 209L8 210H11V212H12V214H10L11 212H7ZM19 210H17V212H18ZM102 211L103 212H105L104 211V209H102ZM102 211H100L99 213H96L95 215L96 216H99V218L97 217V219H103V218H105V219H103V220H105L106 222L107 221H109V223L110 224H108V225H106L107 223H105V225L102 223V221H101V223H102V225L105 227H103L102 226V231L104 232V230L106 231V232H104L103 234L105 235V233H106V235L107 236H104V238H105V240H107V242L110 244V245H113L114 244V246H113V248L115 247V248H121L122 247V249H124V250H126V247L128 246V244H127V242H129V240L130 239H132V237H134V233H133V231L131 230V227H127L126 225H123L124 223H122V221L124 222V220H121V222H120V217H117V216H119L118 214H116L117 212H113V211H111L110 213L112 214H107V216H105L106 214L105 213H103ZM14 212V213H13ZM94 214V212H91V214H90V217L92 218V219H94V216L95 215H93ZM98 214V215H97ZM102 214V216L100 217V215ZM9 215V216H8ZM12 216V217H11ZM14 216V217H13ZM96 216H95V219H96ZM104 216V217H103ZM115 216V217H114ZM112 217V218H111ZM117 217V219H119V220H117V219H115ZM5 218V219H4ZM12 218V219H11ZM111 219V220H110ZM122 219V218H121ZM112 223H111V222ZM100 222V221H99ZM120 222V223H119ZM117 223V224H116ZM125 223H126V221H125ZM109 225H113V226H109ZM140 225V224H139ZM167 224H162L161 225V227H165V229H167V231H166V233H168V229L169 228H166L167 226H166ZM106 226L108 227L109 226V228H106ZM116 226V227H115ZM120 226V227H119ZM125 226H126V228H125ZM112 227V228H111ZM138 227V226H137ZM139 227H141V225L139 226ZM180 227H182L183 228V226H180ZM180 227H179V231H180V233H179V231L176 233V232H174L175 234H180V237H181V239L183 238H185V241L187 242V244H189V247H190V249H189V251H188V253L186 254V256L187 255H189V257H192V260H193V262H196L195 264H203L202 262H205V263H212V262H214L215 261V259H216V261L215 262H218L217 260L219 259V263H224V264H229L230 262H228V261H230L231 259V257L234 255L233 253H232V251H230V253H227V255H225V251H227L228 250V252H229V248H230V246H229V248H224L223 246H225L226 244H225V242L223 241V238L221 239V237L220 236H216L217 235V231H216V233H215V231L214 232H212L213 230H211V231H208L209 232V234H207L208 232H204L205 233V235H202L201 233H203V232H199L197 229H199L198 227L197 228H192V227H188V228H185V226H184V230H186V232H188L187 230H189V232L188 233H186L185 231H183V229H180ZM111 228V229H110ZM108 229V230H107ZM191 229H192V231H191ZM196 229V232L194 231V230ZM111 232H110V231ZM117 230V231H116ZM130 232H129V231ZM107 231H108V233H107ZM181 231H183V232H181ZM117 232V233H116ZM121 232V233H120ZM173 232H172V234H173ZM211 232V233H210ZM110 233H111V235H110ZM124 233H125V235H124ZM131 233V234H130ZM138 233H140L139 235L142 237V232L141 231H139V232H137V234H136V236L138 235ZM196 233V234H195ZM203 233V234H204ZM109 234V235H108ZM175 234H173V235H175ZM183 235V237H182V235ZM207 234V235H206ZM116 235V236H115ZM130 235H132L131 236V238H130ZM138 235V236H139ZM185 235V236H184ZM193 235H197L196 237L195 236H193ZM198 235L200 236L199 237V239H198ZM213 235H215V236H213ZM218 235H219V233H218ZM112 236V237H111ZM139 236V237H140ZM187 236V237H186ZM202 236H204V237H202ZM126 237V238H125ZM172 237V235L170 236V238ZM189 237V238H188ZM206 237V238H205ZM219 237V238H218ZM116 238H117V240H116ZM189 240H187V239ZM196 238V239H195ZM202 240H205V241H202ZM204 238V239H203ZM212 238V239H211ZM218 238V239H217ZM109 239H111V240H109ZM220 239H221V241H220ZM109 240V241H108ZM128 240V241H127ZM124 241H127V242H124ZM198 241V242H197ZM200 241H202V244H201V242ZM222 241H223V243H222ZM189 242V243H188ZM200 242V243H199ZM221 242V243H220ZM112 243V244H111ZM116 243H118V244H116ZM120 243H121V245H120ZM190 243H191V245H190ZM196 243H198V244H196ZM116 244V245H115ZM200 244V245H199ZM119 245V247H116V246H118ZM127 245V246H126ZM193 245V246H192ZM203 245H205V246H203ZM223 245V246H222ZM121 246V247H120ZM198 246H200L201 248H202V246H203V248L201 249L200 248V250H199V248H198V250L196 249ZM221 247H223V248H221ZM225 247H227V246H225ZM192 249H194V250H192ZM218 251H217V250ZM225 250L224 252H223V250ZM192 250V251H191ZM220 250V251H219ZM190 252V253H189ZM221 254H219V253ZM222 252V253H221ZM208 253V254H207ZM218 253V254H217ZM224 253V254H223ZM210 254V255H209ZM217 254V255H216ZM223 254V255H222ZM228 254H229V260H228V257H227V260L226 259H224L226 256H228ZM195 255H197V256H195ZM215 255V256H214ZM194 256H195V258L197 257V261L194 259ZM217 256V257H216ZM224 256V257H223ZM188 257V256H187ZM203 257V258H202ZM212 257V258H211ZM212 259H214V261H212V262H210ZM125 260V259H124ZM123 260V262L124 263H122V264H125V262H126V264H130V263H132L131 261H129V262H127V260H125L124 261ZM200 260V261H199ZM223 260H225V261H223ZM214 262V263H215ZM13 264V263H12ZM194 264V263H193ZM213 264V263H212Z\"/></svg>", "mask_w": 264, "mask_h": 264}]
</instances>
